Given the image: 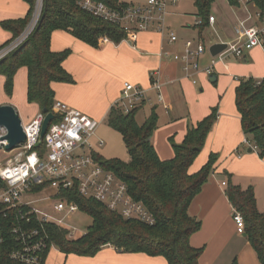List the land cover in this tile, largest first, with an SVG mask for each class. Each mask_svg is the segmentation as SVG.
Masks as SVG:
<instances>
[{"label":"trees","instance_id":"trees-1","mask_svg":"<svg viewBox=\"0 0 264 264\" xmlns=\"http://www.w3.org/2000/svg\"><path fill=\"white\" fill-rule=\"evenodd\" d=\"M81 1L42 0L40 15L31 34L21 46L0 61V75L5 78L3 90L6 96H11L14 76L19 68L26 69V101L37 104L41 113L43 109L52 111L55 102L52 83H73L62 67L70 50H50L54 31L67 32L93 48L98 47V40L103 36L115 44L122 41L124 33L118 27L82 11L78 6ZM93 1L104 3L112 9L127 5L118 0ZM214 1L194 2L197 8L195 16L200 18V25H195L199 36L209 26V7ZM226 1L232 8L241 7V0ZM23 2L28 6L23 18L0 23V27L10 34V38L0 45V51L17 39L30 22L37 0ZM246 4L251 5L259 13L260 20L264 21V0H247ZM234 105L248 145L255 147L259 158L264 159V79L238 80L234 90ZM137 111L123 114L120 109L112 107L106 119L109 128L120 134L129 161H104L95 153L93 157L126 184L131 198L142 203L153 216L154 224L149 226L139 221L125 220L74 190L61 192L57 198L74 202L80 212L91 217L92 223L85 234L77 239L69 238L67 229L53 223H41L33 215H30L31 222L26 224V219L21 217L15 220L16 212L12 210L7 216L8 221L1 225L0 236L3 241L0 244V264H21L10 258L13 250L19 246L11 232L17 225L37 230L46 237L47 248L41 264H45L52 247L64 256L92 258L103 248L111 247L123 254L162 257L167 264H200L203 249L192 247L190 237L200 230L201 225L199 220L188 214V208L213 172L218 155L210 154L206 164L194 174L189 173V168L202 151L218 118L217 107L211 108L205 118L187 130L181 144L170 140L174 156L169 160H161L152 145V136L157 128L155 112L152 111L145 122L139 125L135 120ZM57 118L54 117L52 121H57ZM36 149L42 152L43 143ZM227 177L230 178V175L227 174ZM40 190L41 187H34L32 192ZM225 196L233 211L242 216L246 241L255 252L258 263L264 264V211L257 210L253 188L249 186L242 189L229 183ZM231 264H237V261L233 259Z\"/></svg>","mask_w":264,"mask_h":264},{"label":"crops","instance_id":"crops-1","mask_svg":"<svg viewBox=\"0 0 264 264\" xmlns=\"http://www.w3.org/2000/svg\"><path fill=\"white\" fill-rule=\"evenodd\" d=\"M232 9L237 12H244V15H241L244 16L243 20L247 18L248 13L254 12L251 5L246 7L241 5L238 9ZM27 10L28 6L23 0H0V23L23 18ZM252 23V21H248L247 25ZM168 25L166 23V28H169ZM187 27L190 28L189 25ZM182 32H179L178 42L173 45H169L166 42V36L151 30L140 33L132 44L127 42L108 43L93 48L77 40L67 32L54 31L50 39V50L52 52L70 50V55L65 59L62 67L73 80L72 84H51V89L54 92V101L61 102L99 123H103L106 122L109 111L119 99L124 83L128 82L143 88L147 91L146 98L148 102H145L137 113L144 108H148L146 119L152 111L155 114L158 113V126L154 131V136H152V145L161 160L171 159L174 156V152L170 140L177 145L181 144L187 130L205 118L209 114L210 109L214 107V103L204 105L199 101L193 107L189 97V94L191 95L192 93L188 89L189 87L191 88V82L184 77L180 65L171 60L170 56L180 53L183 42L187 40H194L204 44L202 35L194 38L191 32L189 34ZM234 35L221 34L220 38L214 41L213 44L231 42L235 39ZM9 38L10 34L0 27V45ZM164 54L169 56L166 57ZM202 60H204L202 65H207L206 58ZM218 65L221 71L226 72L233 79L237 77L239 80L248 78L255 80L264 79V51L261 48L252 49L242 59H235L227 63L226 60L216 63L213 73ZM23 69L25 72L26 94V69ZM156 72L159 73V80L162 83L161 94L163 103L158 102V93L151 88V76ZM213 73L207 76L209 81L210 76L216 77L215 81H210L212 83L218 79ZM203 75L199 71L196 76H200L201 80ZM196 76L195 78L197 79ZM4 80L5 78L0 75V84H4ZM237 84L238 80L232 83L231 102L225 105L222 103L217 108L218 118L205 140L202 151L189 168V173L194 174L206 164L210 154L218 155V161L214 166L213 172L188 208V214L199 220L201 225L200 230L190 237V245L192 247L203 249L199 258L200 264H231L233 259L237 261V264H259L255 252L247 241L244 243L236 242V236L246 239V235H237L232 218L234 211L225 196V189L229 183L236 186L240 185L236 182L233 172H236L237 175L247 174L246 176L248 177H264V159L258 160L254 155L242 159L239 153L240 146L244 145L245 137L241 129L240 116L234 105V90ZM4 105L12 106L19 114L22 110L11 99V96L8 97L5 93L0 96V106ZM30 105L36 108L34 109L35 117L40 112V109L37 104L33 103ZM96 139H98L97 135ZM92 144L94 149L96 145L95 139ZM234 151L238 153L237 157L233 156ZM247 154H253V150ZM251 163L259 169V174L255 176L251 172L243 174L235 166H245ZM227 171L233 173L230 178L227 177ZM253 189L256 198V187H253ZM109 250H111V253L114 251L113 248ZM100 253L101 251L95 257ZM59 254L63 258V264H65L69 256H73H64L60 252ZM132 255L134 257H127L129 263L134 260L139 264H167L162 257H148L145 254ZM95 257L77 258L88 260V262L85 261L82 264H96L95 262H90ZM120 263L123 264L122 261Z\"/></svg>","mask_w":264,"mask_h":264},{"label":"built area","instance_id":"built-area-1","mask_svg":"<svg viewBox=\"0 0 264 264\" xmlns=\"http://www.w3.org/2000/svg\"><path fill=\"white\" fill-rule=\"evenodd\" d=\"M185 1L187 0H146L141 5L127 4L121 9H112L101 2L83 0L78 3V6L93 17L118 27L124 33L121 42L132 44L140 33L154 30L166 36V42L173 45L178 42V38L166 28L168 8ZM246 2L247 0H241L240 4L246 7L248 6ZM41 4L42 0H39V5L37 0L32 26L38 21ZM248 21L253 23L247 25ZM214 23L215 18L210 16L209 25L212 26ZM31 25L27 32L25 30L0 51V61L26 41L32 28ZM195 25H200V20H197ZM234 32L235 39L225 43L226 49L213 57L218 60H212L205 69L208 76L212 75L214 66L218 62H223L230 57L242 59L254 48H261L264 51V21L260 20L257 11L240 21ZM108 43L112 42L107 36L98 40L99 46ZM206 51L207 48L202 42L187 40L183 42L182 51L170 57L173 62L180 65L184 77L196 85L195 76L200 71L199 59ZM164 56L169 55L164 54ZM151 77V88L158 93V102L163 103L159 73H153ZM146 92L145 89L126 82L122 86L120 97L114 107L120 109L123 114L140 109L145 102H148ZM51 113L58 118L55 122L51 121L41 140L43 151L39 152L36 149L39 145L41 125L45 116L39 112L27 124H21L25 141L14 150L7 152L13 154V159L0 166V231L2 223L8 221L7 216L12 210L16 212L14 219L17 220L19 217L26 219V224L31 222L30 215H33L41 223H53L66 229L61 224V220L53 221L36 205L39 202L53 200V210L56 213H64L66 216L73 215L79 211L77 205L66 198H57L61 192L72 190L86 199L104 205L125 220L153 225L155 222L153 216L141 202L131 198L126 184L93 157L96 152L92 141L96 138L100 123L58 101L53 103ZM0 132L1 137L6 134L3 129H0ZM95 141L99 147L103 145L100 139ZM243 144L249 146L246 139ZM5 145V141H0L2 150ZM251 149L255 150V147ZM34 187H41V190L34 193L32 192ZM47 188L53 190L50 197L34 200L33 195H38ZM24 209L27 211L23 212ZM232 218L237 234H244L242 216L234 212ZM11 232L19 246L13 250L10 258L21 264H41L47 248L46 237L41 236L37 230L18 225L13 227ZM68 232V237L74 238L73 232L69 230ZM2 241L0 236V244Z\"/></svg>","mask_w":264,"mask_h":264},{"label":"rangeland","instance_id":"rangeland-1","mask_svg":"<svg viewBox=\"0 0 264 264\" xmlns=\"http://www.w3.org/2000/svg\"><path fill=\"white\" fill-rule=\"evenodd\" d=\"M118 2L124 4L141 5L144 4L146 0H118ZM194 2L195 0H187L185 2L178 3L174 6H169L168 14L166 16V23L169 24L168 26L170 29L168 27L167 29L172 31L176 37H178L179 32L183 31L187 34L191 32L194 38H198L199 34L197 28H195V24L197 20H200V18L195 16L197 14V8L195 7ZM208 14L214 17L216 22L214 25L212 26L209 25L208 27L203 29L201 34L204 40V44L207 48V51L205 52V54H203V56L200 59V73L204 75L201 78V80L199 78L200 76L199 77L196 76L197 85L195 86L192 83H190L191 88L189 87L188 89L192 93L191 95L189 94V97L193 103V107H195L194 105H196V103L200 102L203 103L204 105L209 103H214L213 106L218 108L222 103L225 105L231 102L232 99L231 90H233L231 88L232 83L235 82V80H239V79L237 75H235L237 77L236 79L229 77L226 72L221 71L218 65L215 67L213 73V75L217 76L218 79L214 83L210 82L207 77L208 75L205 72V68L207 65L210 64L212 60L217 61L218 59L217 58L213 59V57H211V55L208 52V48L210 47V45L213 44L214 41H217L220 38L221 34L233 36L236 25L241 20H243L244 16L241 15H244V12H237L233 10L229 6L226 0H215L213 3H211ZM34 15H35V11L30 19L29 24L25 28L26 31L24 30L25 32H27L30 25L33 23ZM248 16L249 13L247 14V17ZM35 25L34 24L33 26L31 25L32 28L29 31L30 34L32 30L35 28ZM187 25H189L190 28H188ZM204 58H206L207 60L206 61L207 65H202L203 64L202 61H204L202 59ZM233 60H235V58L232 57L227 58L226 63L228 61H233ZM3 93H4L3 84H0V96H3ZM11 99L17 104V106L22 108L20 114L18 113L19 118H21V124H27L29 121H31V119L34 117L35 114L34 109L36 108L30 105L29 103H27L26 101L25 72L23 68H19L14 76ZM147 111L148 108H144L142 111H139L136 114L135 120L139 125H142L145 122L146 116L148 114ZM157 114L156 116H158ZM157 124H158V117H157ZM96 135L97 138L103 142V145L99 147L96 144L94 149L96 154L100 156L104 161L117 160L123 163L129 161V156L127 154L126 148L124 146L120 134L115 132L114 130H111V128H109L106 122L100 123L99 127L97 128ZM0 137H1V132H0ZM248 148L249 147L245 145L240 146L239 153L242 159L254 155L258 160H261L255 150H253V154L248 155L247 154ZM237 154L238 153L234 151L233 156L237 157L238 156ZM12 159H13V154L7 153L6 151L0 148V166L6 164L8 160H12ZM235 166H237V170L238 169L240 170L239 171L240 173L245 174L247 172H251L253 176L259 174L258 173L259 169H257L253 163H251L250 165L246 164L245 166L243 165L241 166L235 165ZM233 173L227 171L228 175L231 174L235 175L236 182L240 184L239 186H241L242 188L246 189L249 186L256 187V195H257V197L255 198L257 199L256 207L259 212H263L264 211V195H263L264 177L261 176L248 177L246 176L247 174L237 175L236 172ZM52 194H53V190L47 188L44 191H42L40 194L33 195V198L34 200L41 199L45 197H50ZM53 205H54L53 200H47L45 202L44 201L39 202L36 205V207L42 212L47 213L49 217L53 219V221L61 220V224L63 225V227H65L70 232H73L74 234L73 239H77L81 237L83 234H85L87 228L92 223V219L88 214L78 211L73 215L66 216L64 215V213L62 214L56 213L53 210ZM236 237H237L235 238L236 242L244 243L246 241L245 238L241 239L239 238V236ZM109 249L111 248L109 247L103 248L101 253L97 257L92 259V261L90 262L92 263L95 262L96 264H121L120 262L122 261L123 264H139L134 260L131 263L128 262V258H127L128 256L134 257L132 254L121 255V253L115 250L113 251L114 253L113 254L110 252L111 250ZM85 261L88 262V260L84 258L69 256L68 259L65 261V264H80V262L82 264L85 263ZM45 264H63V258H61V255L59 254L58 250H56L55 247H52L50 249Z\"/></svg>","mask_w":264,"mask_h":264},{"label":"water","instance_id":"water-1","mask_svg":"<svg viewBox=\"0 0 264 264\" xmlns=\"http://www.w3.org/2000/svg\"><path fill=\"white\" fill-rule=\"evenodd\" d=\"M39 5V0H38ZM226 49L225 43H215L208 48V52L211 57H215ZM216 77L210 76V81H215ZM42 113L45 115L40 131V140L39 144L43 136L45 135L48 126L51 121L54 119V115L47 111V109H43ZM0 129H3L6 134L0 138V141H5L6 145L4 146V150L6 152H10L17 148L20 144L25 141V134L22 129L21 119L18 116L16 110L9 105L0 106ZM252 149H248L247 153H251Z\"/></svg>","mask_w":264,"mask_h":264}]
</instances>
